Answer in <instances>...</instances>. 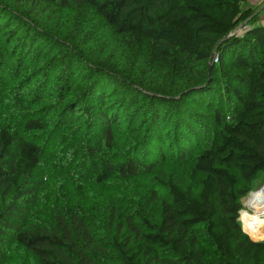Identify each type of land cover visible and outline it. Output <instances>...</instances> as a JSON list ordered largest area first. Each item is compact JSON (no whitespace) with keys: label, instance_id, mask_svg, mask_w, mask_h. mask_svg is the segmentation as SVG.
Returning <instances> with one entry per match:
<instances>
[{"label":"trees","instance_id":"obj_1","mask_svg":"<svg viewBox=\"0 0 264 264\" xmlns=\"http://www.w3.org/2000/svg\"><path fill=\"white\" fill-rule=\"evenodd\" d=\"M246 1L0 0V261L15 244L38 264H264L239 220L264 182ZM167 160L185 184L157 173L131 209L88 190Z\"/></svg>","mask_w":264,"mask_h":264},{"label":"rangeland","instance_id":"obj_2","mask_svg":"<svg viewBox=\"0 0 264 264\" xmlns=\"http://www.w3.org/2000/svg\"><path fill=\"white\" fill-rule=\"evenodd\" d=\"M47 22L53 23L55 25L58 24L59 22L58 14H53L52 16H50V18H47ZM60 27L64 29L65 31L67 26L66 24L64 25L62 24ZM108 51H110V48H108ZM102 55H105V54H102ZM214 61L216 60L214 59ZM25 69L30 71L31 68H25ZM29 76L30 75H28V77ZM25 79H27V76H22V81H24ZM19 82L21 83V78H20V81H18V84L16 85H19ZM39 139L41 142H43L42 138L39 137ZM54 143H57V142H54ZM77 171H82V170L78 169ZM157 173H158V176L160 177H162L165 173H173L179 179L180 183L185 184L186 180H185V173H183V169L180 168V166H177V163L173 162L172 160H167L164 163H162L160 167L159 165H157L156 168H154V170L152 171V173L147 179L139 178V179H136L130 182L128 181L127 182H117L107 187H96V188L92 187V188H89L88 190L92 191L95 195L99 196L102 199H104L108 195H113L112 198L116 199L119 209L121 211H124V210L131 209L139 202L138 200L144 195L145 192H147L148 188L150 187L153 181V175H156ZM263 185H264V182L261 183V185L255 191L260 190V189L264 190ZM112 186L116 188L119 186H122V187L118 188L120 190H116L117 191L116 192L114 191V189L110 190ZM250 196H251V193L242 199L243 206L246 209L248 208L246 205H247V202ZM251 210L252 209H249V211L252 213L253 210L252 211ZM245 215H247V213H244L243 217H245ZM259 218H262V215L257 216L258 221H259ZM246 222L249 223V221H246ZM248 234L253 240H258V241L264 240V224L262 225L260 229L258 228L255 232H250ZM0 264H38V263L35 257L30 252L26 251L25 249L15 244H12L7 249L6 256L2 259V261H0Z\"/></svg>","mask_w":264,"mask_h":264},{"label":"bare ground","instance_id":"obj_3","mask_svg":"<svg viewBox=\"0 0 264 264\" xmlns=\"http://www.w3.org/2000/svg\"><path fill=\"white\" fill-rule=\"evenodd\" d=\"M247 205L253 210V213L244 211L243 214L247 213V215L243 217L242 214V218L244 220V230L247 233H250L255 232L258 228L260 229L264 224V190L260 189L251 192ZM258 215H262V218H259V221L257 220ZM246 221H249V223Z\"/></svg>","mask_w":264,"mask_h":264},{"label":"crops","instance_id":"obj_4","mask_svg":"<svg viewBox=\"0 0 264 264\" xmlns=\"http://www.w3.org/2000/svg\"><path fill=\"white\" fill-rule=\"evenodd\" d=\"M262 1L263 0H247L245 7H255L259 5L256 11L258 13L257 22L264 25V3H262Z\"/></svg>","mask_w":264,"mask_h":264},{"label":"built area","instance_id":"obj_5","mask_svg":"<svg viewBox=\"0 0 264 264\" xmlns=\"http://www.w3.org/2000/svg\"><path fill=\"white\" fill-rule=\"evenodd\" d=\"M264 186V185H263ZM262 187V186H261ZM248 208L246 209V208H244V206H243V208L240 210V217H239V220H240V222H241V226H242V229H243V231L245 232V233H247L245 230H244V220H243V218H242V214H243V212L244 211H248V212H250L249 211V206L248 205H246ZM252 211V210H251ZM253 213V212H252ZM248 234V233H247ZM249 235V234H248ZM250 236V235H249Z\"/></svg>","mask_w":264,"mask_h":264}]
</instances>
